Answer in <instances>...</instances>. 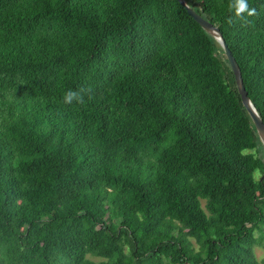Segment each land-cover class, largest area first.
<instances>
[{
    "label": "trees",
    "instance_id": "1",
    "mask_svg": "<svg viewBox=\"0 0 264 264\" xmlns=\"http://www.w3.org/2000/svg\"><path fill=\"white\" fill-rule=\"evenodd\" d=\"M185 2L264 123V0ZM260 239L264 145L177 0H0V264H264Z\"/></svg>",
    "mask_w": 264,
    "mask_h": 264
},
{
    "label": "water",
    "instance_id": "2",
    "mask_svg": "<svg viewBox=\"0 0 264 264\" xmlns=\"http://www.w3.org/2000/svg\"><path fill=\"white\" fill-rule=\"evenodd\" d=\"M187 11V13L208 33H210L222 46L224 53L226 55V58L228 60V63L230 65L232 74L234 76V81L237 87V91L240 95L241 101L246 108L249 116L251 117L252 122L254 123L257 133L259 135V138L261 139L263 145H264V123L262 122L261 118L259 117L250 97L247 94V91L244 87L241 72L239 69V66L232 55L227 43L225 42L222 32L219 30V28L212 24L210 21L203 18L200 14H198L196 11H194L186 2L185 0H177Z\"/></svg>",
    "mask_w": 264,
    "mask_h": 264
},
{
    "label": "clouds",
    "instance_id": "3",
    "mask_svg": "<svg viewBox=\"0 0 264 264\" xmlns=\"http://www.w3.org/2000/svg\"><path fill=\"white\" fill-rule=\"evenodd\" d=\"M235 11L236 17H241L243 13H247L249 16L256 14L255 8H249L247 4V0H235V3L230 6ZM228 22H232V18H228ZM73 100H76V102L82 101V96H79V93L77 91L69 90V92H66L64 94V102L65 103H72Z\"/></svg>",
    "mask_w": 264,
    "mask_h": 264
},
{
    "label": "rangeland",
    "instance_id": "4",
    "mask_svg": "<svg viewBox=\"0 0 264 264\" xmlns=\"http://www.w3.org/2000/svg\"><path fill=\"white\" fill-rule=\"evenodd\" d=\"M256 235H257V233H256ZM263 244H264V240L260 239L254 247V251H255L256 257L258 259H261L264 255V245ZM89 258H91L93 260H99L100 259L99 257H95V256H89Z\"/></svg>",
    "mask_w": 264,
    "mask_h": 264
}]
</instances>
